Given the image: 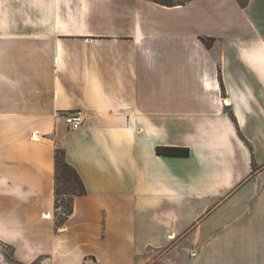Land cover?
<instances>
[{"label":"crops","instance_id":"obj_1","mask_svg":"<svg viewBox=\"0 0 264 264\" xmlns=\"http://www.w3.org/2000/svg\"><path fill=\"white\" fill-rule=\"evenodd\" d=\"M57 147L86 190L61 222ZM0 242L17 264H264V0H0Z\"/></svg>","mask_w":264,"mask_h":264},{"label":"rangeland","instance_id":"obj_2","mask_svg":"<svg viewBox=\"0 0 264 264\" xmlns=\"http://www.w3.org/2000/svg\"><path fill=\"white\" fill-rule=\"evenodd\" d=\"M205 39L208 40L207 42L210 45L211 39L210 38H205ZM71 184L67 182L63 176H61V173L58 175V179L56 180L55 185L58 191L60 192V194L57 196L59 203H62L65 200H69L70 192L72 191L70 189ZM60 211H63V208H57L55 213L58 221L62 217V214L59 213ZM170 250L173 251L170 252ZM189 255L190 254L188 253V250L183 247L168 249L167 247H163V246L158 248H155L154 246L153 247L148 246L141 250L137 258V263L135 264H190V262L186 260V256ZM84 259L85 262L81 264H97L93 262L90 257H85ZM0 264H17L12 259L11 249L7 247V245L1 242H0ZM29 264H52V263L47 259L39 258L32 261Z\"/></svg>","mask_w":264,"mask_h":264},{"label":"trees","instance_id":"obj_3","mask_svg":"<svg viewBox=\"0 0 264 264\" xmlns=\"http://www.w3.org/2000/svg\"><path fill=\"white\" fill-rule=\"evenodd\" d=\"M201 40L204 42V44L209 45L207 42L208 40H206L205 38H201ZM155 151L158 154H170V155H187L189 153L188 148L182 147V146H157ZM54 162H55V183L60 173H61V176H63L67 182H69L70 184L72 183L70 186V189L72 190L70 192V198L69 200L63 201L62 203L58 202L59 200L57 199V196L60 194V192L56 188V185L54 188L55 208L56 210L57 208H63V211L59 212L62 214V217L59 219V221L61 222L64 219V217L71 211L72 197L74 195L84 194L86 190H85L84 184L81 178L79 177L77 171L66 162L64 158V151L62 148L57 147L55 149Z\"/></svg>","mask_w":264,"mask_h":264},{"label":"built area","instance_id":"obj_4","mask_svg":"<svg viewBox=\"0 0 264 264\" xmlns=\"http://www.w3.org/2000/svg\"><path fill=\"white\" fill-rule=\"evenodd\" d=\"M223 104L227 105L225 100ZM83 117L84 114L82 109H74L70 112L63 114V118L68 129L79 128L83 123Z\"/></svg>","mask_w":264,"mask_h":264},{"label":"bare ground","instance_id":"obj_5","mask_svg":"<svg viewBox=\"0 0 264 264\" xmlns=\"http://www.w3.org/2000/svg\"><path fill=\"white\" fill-rule=\"evenodd\" d=\"M226 101V100H225ZM226 103H228V102H226Z\"/></svg>","mask_w":264,"mask_h":264}]
</instances>
